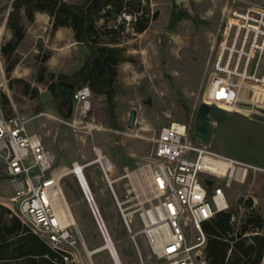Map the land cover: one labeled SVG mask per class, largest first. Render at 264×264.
<instances>
[{
  "label": "rangeland",
  "instance_id": "obj_1",
  "mask_svg": "<svg viewBox=\"0 0 264 264\" xmlns=\"http://www.w3.org/2000/svg\"><path fill=\"white\" fill-rule=\"evenodd\" d=\"M144 1L151 16H156L142 33L133 32L127 23L119 44L123 60L118 65L125 92L116 98L114 110L108 109L103 96L92 93L88 112L80 111L72 100V114L64 116L67 109L60 107V98L49 87L61 81L60 74L72 75L78 70L88 50L75 40L71 27L53 32L47 13L37 12L30 21L22 10L23 40L7 56L0 50L1 108L8 114L31 118L28 128L42 136L54 156L55 169L66 168L58 191L63 192L75 220L70 229L77 236V264H118V260L115 258L116 263L109 248L90 254L105 245L106 239L76 174L69 172L76 163L84 169L120 263H162L142 233L141 218L152 198L149 163L156 138L160 129L172 122L195 121L207 87L206 66L231 11L264 6V0H190L183 5H177L176 0ZM12 2L0 0V48L13 38L7 27ZM182 12L189 17L178 20ZM43 65L46 80L39 82ZM33 89H38L36 96ZM132 109L137 110V120L129 127ZM209 119L215 125L212 150L264 167L263 120L216 108H211ZM99 159L104 161L108 176ZM250 192L257 198L256 209L264 215V176L250 178L245 184L234 183L228 196L236 208L238 196ZM12 193L0 158V201H8ZM187 235L188 243H193L194 232L188 229Z\"/></svg>",
  "mask_w": 264,
  "mask_h": 264
},
{
  "label": "built area",
  "instance_id": "obj_2",
  "mask_svg": "<svg viewBox=\"0 0 264 264\" xmlns=\"http://www.w3.org/2000/svg\"><path fill=\"white\" fill-rule=\"evenodd\" d=\"M206 75L202 102L264 121V6L231 11L208 60ZM91 94L88 85L75 89L72 99L80 111L90 110ZM30 120L20 113L8 114L0 106V158L13 187L8 201L0 202L49 246L63 252L66 261L77 264V236L62 219L58 211L61 203L55 198L60 184L53 183L54 156L42 136L28 128ZM194 123L163 126L150 156L152 198L141 213L142 233L161 264H207L204 223L219 212H228L231 235L236 236L245 213L257 208V198L251 192L239 195L234 208L228 190L234 183L264 176V167L199 142ZM102 159L99 161L108 176ZM206 180L211 181L210 187ZM188 229L194 232L193 243H188ZM261 233L264 235V229L251 228L243 236ZM260 264H264V246Z\"/></svg>",
  "mask_w": 264,
  "mask_h": 264
},
{
  "label": "trees",
  "instance_id": "obj_3",
  "mask_svg": "<svg viewBox=\"0 0 264 264\" xmlns=\"http://www.w3.org/2000/svg\"><path fill=\"white\" fill-rule=\"evenodd\" d=\"M22 10L30 21L35 20L37 12L47 13L53 22V32L60 27L72 28L75 40L84 44L88 52L78 70L72 75L60 74L58 77L61 81L74 84L75 89L88 85L93 94L106 99L109 110H114L116 98L125 92L118 69L123 60L119 44L125 36L127 23L136 33H142L148 28L156 16H151L149 5L144 0H13L7 17V27L12 30L13 38L1 46L3 56L14 52L24 38ZM120 17L122 21L118 20ZM185 17L189 16L182 12L178 20ZM45 69L43 65L37 79L39 82L46 80ZM54 77L52 73L51 78ZM61 81L53 83L49 88L56 98H60V107L67 109L64 116L70 117L73 99L69 103L62 101ZM37 94L38 89H33L32 95ZM251 228L264 229V215L258 209L245 213L236 236L231 235L228 212H219L211 221L205 222L203 229L207 236V264H260L264 235L243 236ZM0 264L69 263L63 252L49 246L8 207L0 203Z\"/></svg>",
  "mask_w": 264,
  "mask_h": 264
},
{
  "label": "water",
  "instance_id": "obj_4",
  "mask_svg": "<svg viewBox=\"0 0 264 264\" xmlns=\"http://www.w3.org/2000/svg\"><path fill=\"white\" fill-rule=\"evenodd\" d=\"M189 2L190 0H176L177 5H183L185 3L188 4ZM60 90H61L62 101L65 103H69L75 91V85L69 82L61 81ZM210 111H211V107L207 103H204V102L200 103L198 111H197L195 123H194L195 137L197 138L199 142L206 144V145H210L213 135H214V130H215L214 123L209 119ZM136 120H137V110L132 109L130 112L129 120H128V126L133 127L134 124L136 123ZM69 172L73 173V170H70ZM205 183L209 187L212 185L211 181L209 180H206ZM110 186H111L112 191L114 192L111 182H110ZM87 199L89 200L90 206L101 228V231L103 232L104 236L107 234V236L110 238L109 233L99 213V209L94 202L93 196L90 194V197L87 196ZM102 248H105V245L97 249H102ZM97 249H95L94 252L97 251Z\"/></svg>",
  "mask_w": 264,
  "mask_h": 264
},
{
  "label": "bare ground",
  "instance_id": "obj_5",
  "mask_svg": "<svg viewBox=\"0 0 264 264\" xmlns=\"http://www.w3.org/2000/svg\"><path fill=\"white\" fill-rule=\"evenodd\" d=\"M5 81V80H4ZM73 172L76 174L77 178H78V181L84 191V194H85V197L87 198V196L90 197V194L93 196V193H92V190L90 188V185H89V182L85 176V173H84V169L83 167L76 163L75 164V168L72 169ZM66 171V168H61V170H58L56 169L54 172H53V176H55L56 178L53 180V183L54 184H59L62 180H63V176L65 175V172ZM148 174V173H147ZM55 198L56 200L60 201V205H59V208H58V211L60 212L61 216H62V219L65 221V223L67 225H71V224H75V220H74V217H73V214H72V211L70 210V207L68 205V203L66 202L65 200V196L63 194L62 191H58L56 194H55ZM93 211V210H92ZM100 213V212H99ZM101 215V214H100ZM102 218V217H101ZM103 223H104V220H103ZM101 224V222H100ZM105 225V224H104ZM106 227V226H105ZM105 232V231H104ZM106 233V232H105ZM110 236V235H109ZM105 239H106V243H105V248H109L110 249V252L112 253V256L116 262V259L118 260V264H121L120 263V260L117 258L118 257V254L114 248L115 244L111 243L113 242L111 237L109 238L107 236V234L105 235ZM104 249V248H102ZM98 250H101V249H97ZM96 252V251H95ZM94 253V250L93 251H90V254ZM116 258V259H115ZM117 263V262H116Z\"/></svg>",
  "mask_w": 264,
  "mask_h": 264
},
{
  "label": "crops",
  "instance_id": "obj_6",
  "mask_svg": "<svg viewBox=\"0 0 264 264\" xmlns=\"http://www.w3.org/2000/svg\"><path fill=\"white\" fill-rule=\"evenodd\" d=\"M263 167V166H262Z\"/></svg>",
  "mask_w": 264,
  "mask_h": 264
}]
</instances>
